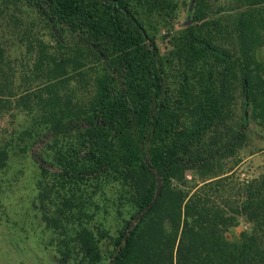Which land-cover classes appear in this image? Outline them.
Instances as JSON below:
<instances>
[{"label":"trees","instance_id":"16d2710c","mask_svg":"<svg viewBox=\"0 0 264 264\" xmlns=\"http://www.w3.org/2000/svg\"><path fill=\"white\" fill-rule=\"evenodd\" d=\"M216 2L189 0L174 52L163 55L151 21L169 17L172 0H0V20L9 7L24 8L57 45L56 54L33 55L30 71L43 85L29 100L7 88L0 39V113L13 105L28 118L20 139L0 140V171L17 141L23 151L47 144L53 185L35 189L40 202L59 204L43 220L73 243L81 264H264V173L232 196L209 193L219 179L184 189V174L209 172L251 121L264 129V62L256 57L264 0H230L221 13ZM12 30L31 49L29 35ZM85 67L75 82L88 77L89 87L74 100L70 68ZM238 102L250 115L229 125ZM89 190L117 195L107 199L124 213L113 236L96 226V213L70 226V206ZM239 218L250 230L232 244L224 232ZM67 245L64 259L73 254Z\"/></svg>","mask_w":264,"mask_h":264},{"label":"rangeland","instance_id":"374dc122","mask_svg":"<svg viewBox=\"0 0 264 264\" xmlns=\"http://www.w3.org/2000/svg\"><path fill=\"white\" fill-rule=\"evenodd\" d=\"M216 7L226 5L230 0H216ZM189 0H172L174 11L169 17L153 18L151 21V32L159 52L168 55L174 52L176 37L183 29V20L187 14ZM2 8V7H1ZM219 13L225 11L218 8ZM216 12V11H215ZM13 15V16H12ZM11 16V20L9 19ZM5 17V18H4ZM7 19V20H6ZM12 28H18V33H26L31 38L32 46L24 47L21 41L16 38ZM0 39H4L6 68L4 77L7 88L12 91L15 97L33 99L40 94L43 85V78H35L31 73V63L36 51L42 49L46 53L56 54L57 45L49 39L47 32L41 28L35 17L26 9L8 8L0 20ZM256 57L264 62V48L257 51ZM89 68L85 67L79 71L70 68L69 85L70 96L77 100H83L86 89L89 87L88 77L80 82H75L76 73L87 74ZM247 118L250 114L240 108L239 102L232 111V120L229 125L239 124L241 115ZM27 112L10 106L6 113H0V140L20 139L19 133L27 121ZM244 138L239 146L232 149L224 157L218 158L212 163L209 172L189 171L184 174L185 190L192 192V188L200 187L203 183L219 179V184L212 187L209 193L223 197L235 194L237 187L264 173V129L257 128L251 121L250 125L243 130ZM11 150L8 157L7 167L0 171V264H81L83 263L73 243L61 235V231L52 228L44 222V215L52 217L56 213L55 206L59 204L56 198L50 201L40 202L35 189L38 182L46 184V188H52L53 177L51 174H44L47 169L48 155L47 144L35 143L28 150H21V143ZM19 146V147H18ZM18 147V148H17ZM44 170V171H43ZM217 175L212 180H207ZM175 185V184H174ZM92 200H88V197ZM112 192L107 197L89 190L80 199L75 198L74 206H70V226L76 220L85 221L91 217V213L98 214L95 220L108 230V235L113 236L123 218L122 205H111V198L116 200ZM95 203V206L92 205ZM106 211V212H105ZM84 216H82V215ZM250 226L239 218L236 224L224 232V239L232 244L240 242L241 236L248 234ZM73 253L70 259L62 258L65 251L64 245Z\"/></svg>","mask_w":264,"mask_h":264}]
</instances>
